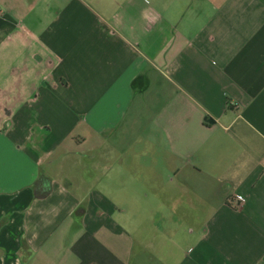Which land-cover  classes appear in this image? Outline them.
Listing matches in <instances>:
<instances>
[{
	"label": "crops",
	"instance_id": "obj_1",
	"mask_svg": "<svg viewBox=\"0 0 264 264\" xmlns=\"http://www.w3.org/2000/svg\"><path fill=\"white\" fill-rule=\"evenodd\" d=\"M0 264H264V0H0Z\"/></svg>",
	"mask_w": 264,
	"mask_h": 264
},
{
	"label": "trees",
	"instance_id": "obj_2",
	"mask_svg": "<svg viewBox=\"0 0 264 264\" xmlns=\"http://www.w3.org/2000/svg\"><path fill=\"white\" fill-rule=\"evenodd\" d=\"M35 196L43 197L46 196L51 190V180L48 177L41 175L34 184Z\"/></svg>",
	"mask_w": 264,
	"mask_h": 264
},
{
	"label": "built area",
	"instance_id": "obj_3",
	"mask_svg": "<svg viewBox=\"0 0 264 264\" xmlns=\"http://www.w3.org/2000/svg\"><path fill=\"white\" fill-rule=\"evenodd\" d=\"M233 199L235 201L236 207H241L243 205V203L246 201L245 195L240 194V193L234 194V198Z\"/></svg>",
	"mask_w": 264,
	"mask_h": 264
}]
</instances>
